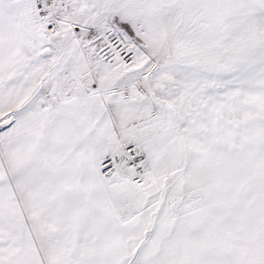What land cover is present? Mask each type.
I'll return each mask as SVG.
<instances>
[{"label": "snow or ice", "instance_id": "snow-or-ice-1", "mask_svg": "<svg viewBox=\"0 0 264 264\" xmlns=\"http://www.w3.org/2000/svg\"><path fill=\"white\" fill-rule=\"evenodd\" d=\"M0 264H264V0H0Z\"/></svg>", "mask_w": 264, "mask_h": 264}]
</instances>
